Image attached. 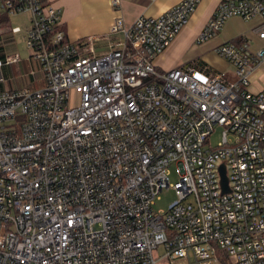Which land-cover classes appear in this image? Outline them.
<instances>
[{"label": "built area", "instance_id": "obj_1", "mask_svg": "<svg viewBox=\"0 0 264 264\" xmlns=\"http://www.w3.org/2000/svg\"><path fill=\"white\" fill-rule=\"evenodd\" d=\"M201 2L129 26L119 17L110 34L121 39L96 53L93 37L67 38L54 4L0 0V19L29 15L28 75L43 83L0 90V264H264V86L252 90L264 0H219L196 38L211 42L232 18L255 22L258 49H214L234 80L210 67L158 70ZM22 62L0 58V84ZM170 187L176 200L156 211Z\"/></svg>", "mask_w": 264, "mask_h": 264}, {"label": "crops", "instance_id": "obj_2", "mask_svg": "<svg viewBox=\"0 0 264 264\" xmlns=\"http://www.w3.org/2000/svg\"><path fill=\"white\" fill-rule=\"evenodd\" d=\"M46 1L49 4H54L61 8L63 24L60 28L65 31L69 40L81 41L87 37H93L95 52L104 53L111 49L112 46L121 39L120 34H110L111 26L117 18H124L126 25L129 26L141 16L157 17L169 8L174 7V5L178 4L181 0H118L119 5L117 6H113L112 3L114 0ZM218 2L219 0H202L190 18L189 23L182 29V32L175 37L166 50L156 57L154 62L158 70L168 71L176 67L195 66L198 69L210 67L216 71V69L208 63L192 59L193 55L191 54V51L196 48V38L205 25L209 23ZM5 21L6 20H2V22ZM247 23L250 24V34L254 36V39L256 38L258 40L256 34L254 35L252 32L255 22ZM29 24L28 16V25L25 26V32ZM219 44L220 42L217 38L206 43V47L203 48L205 56L215 53L214 49ZM1 52L3 53L0 58L12 54L2 49ZM4 69L3 72L5 73L7 68ZM262 77H264V72L258 73L255 76L253 86H256L257 89L264 86ZM42 85L41 78L39 85H36L35 87L29 85V88L37 89ZM4 89L8 88L5 87L4 83L0 84V90Z\"/></svg>", "mask_w": 264, "mask_h": 264}, {"label": "rangeland", "instance_id": "obj_3", "mask_svg": "<svg viewBox=\"0 0 264 264\" xmlns=\"http://www.w3.org/2000/svg\"><path fill=\"white\" fill-rule=\"evenodd\" d=\"M28 16L29 15H13L11 17H3L2 19H0V22H2V20L7 21L3 22L2 25L0 24V56H2L3 53L1 52L2 49L12 54H19L25 61L11 67H5L7 68V70L3 75L5 79V87L8 89H23L29 87V85L35 87L36 85H39L40 79L42 78V75L39 73L37 74V77H34V75L32 77L28 75L30 66L28 65L26 60L30 56V50L27 48L24 35L25 26L28 25ZM247 22L248 21H244L242 19L240 20V18H232L227 21L221 32L217 35V39L220 44L229 41L239 44L242 41L246 40L250 44L252 50L258 49L259 46L263 44V42H260L259 39H254V36L250 34L251 28L250 24H248ZM16 27L21 28V31L14 33L13 30ZM242 36H244V38H242ZM204 47H206L205 44H196V48L191 51V54L193 55L192 59L198 60L199 62L204 61L205 63L213 66L217 72H226L228 74V77L234 80V67H231L232 65L230 63H227V61H224L215 53H211V55L209 54V56H205V54L203 53ZM262 80L264 81V77H262ZM252 90L256 91V86H253ZM7 126L15 127L12 125V123L7 124ZM222 132L223 129L221 127H216L210 140H208L207 145L215 148L219 144V142H221ZM176 170V164H173L170 167L169 174V183L171 185H175V183L178 181V174ZM175 200L176 193L174 188H165L160 195V199L155 203L154 209L156 211H167L169 206ZM161 264H167V261L163 260Z\"/></svg>", "mask_w": 264, "mask_h": 264}, {"label": "water", "instance_id": "obj_4", "mask_svg": "<svg viewBox=\"0 0 264 264\" xmlns=\"http://www.w3.org/2000/svg\"><path fill=\"white\" fill-rule=\"evenodd\" d=\"M220 173H221V184H222L223 193L229 192V182H228V178L226 176V171H225L224 165H222L220 167Z\"/></svg>", "mask_w": 264, "mask_h": 264}, {"label": "trees", "instance_id": "obj_5", "mask_svg": "<svg viewBox=\"0 0 264 264\" xmlns=\"http://www.w3.org/2000/svg\"><path fill=\"white\" fill-rule=\"evenodd\" d=\"M0 24L2 25V24H3V22H0ZM0 57H2V56H0Z\"/></svg>", "mask_w": 264, "mask_h": 264}]
</instances>
